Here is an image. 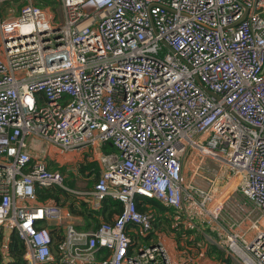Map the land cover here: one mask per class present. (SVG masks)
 I'll use <instances>...</instances> for the list:
<instances>
[{
    "label": "built area",
    "instance_id": "built-area-1",
    "mask_svg": "<svg viewBox=\"0 0 264 264\" xmlns=\"http://www.w3.org/2000/svg\"><path fill=\"white\" fill-rule=\"evenodd\" d=\"M34 1L0 0V245L16 234L27 264H175L162 243L137 252L131 235L150 236L154 215L136 200L195 227L217 188L185 184L195 152L226 166L258 213L238 205L236 227L255 242L230 236L233 256L264 264V0H58L62 19ZM108 144L119 153L102 154ZM46 146L99 152L91 205L119 201L112 223L81 231L69 209L39 201L38 190L66 189L38 158ZM53 221L64 226L56 250Z\"/></svg>",
    "mask_w": 264,
    "mask_h": 264
},
{
    "label": "rangeland",
    "instance_id": "rangeland-1",
    "mask_svg": "<svg viewBox=\"0 0 264 264\" xmlns=\"http://www.w3.org/2000/svg\"><path fill=\"white\" fill-rule=\"evenodd\" d=\"M46 1L47 3L43 1L41 2V0H37L36 2L41 4L44 9L52 10L54 13H56V16L62 19L63 12H62L61 3L58 2V0H46ZM9 3H13V2H9ZM14 7L19 8L18 6H14ZM1 16L6 17V15H4L3 13ZM91 151L95 152L93 149H89L82 153L73 152L77 155H74L73 153L72 155L65 154V156H67L66 157L67 161L61 162V164L56 162L57 158L51 157L53 159V161L51 162L53 169L52 168L51 169L59 170L65 176V179H66L65 186L67 185L68 187L75 189L76 190L75 192L95 190V185L101 175L100 172L102 170L100 169V167H97V163H96L97 161L92 155ZM52 153L55 155L56 151H52ZM48 154H49L48 152L45 153V156L43 154L42 155L40 154L41 156L39 155L38 158L39 159L46 158V161H49L50 157ZM61 157H64V156H61ZM189 157L190 156L186 157L184 160V174H185V166H187V164L191 162V160H189ZM88 158L90 159L92 158L91 159L92 162L89 163V161L87 160ZM196 161H197V164L194 166V169L199 164V161H200L198 156H197ZM91 163L96 166L89 168ZM200 166L204 167L203 165H200ZM218 166L219 165L216 162L213 168L214 170L218 171V177L216 176L217 177L216 183H217V188H218L217 193L221 192L222 194L221 195L219 194L217 198L221 200L222 203L221 204L211 203L209 208L214 207L215 210L217 211H225L231 214H234L232 210H235V204L238 206L241 202H245L247 207L252 208L253 207L252 203L247 201V199H245L243 196L235 199V201L232 202L231 196L233 194H239V192L236 191L237 187L231 188V186L236 184V181L231 179L233 178L231 176L232 173L228 168L218 169ZM79 178L82 179L83 181V182H80V183H83L81 184V186L76 185V179H79ZM190 178H191L190 172H187V174L185 175L184 182L185 183L189 182ZM54 192L57 193V196L59 195V198H61V200L63 201V205H66L69 200H73V197H76L72 193H70L71 194L70 195L65 190L59 189V188H55ZM68 195H70V197ZM153 207H154L155 214H156V220L153 222V228H154L153 233L157 230L159 231V233L162 234L163 237H165V239H168L167 237L173 239V242L176 246H175V251L171 252V255H172V258L175 264H241L240 259L234 257L233 252L230 250V242L228 241L229 239L227 237L220 235L218 230L216 229V225H218L217 222H220L222 223L224 230L228 232L229 235H234L235 230H236V221L233 218L231 219V218L224 216V217H220L219 219L215 221L213 220L212 215L209 214L206 217L205 214L201 213V211L199 210L200 216L195 217L192 222L195 223L197 221L200 223L199 227H201V229L204 228L203 231H205L206 233L203 236H201V232L199 233L197 232L198 231L197 227L195 228L191 226L190 220H187V222H185V225H180V226L178 224L176 225L177 221L174 218L175 211L170 210V209L166 210L165 208L160 207L158 205H153ZM165 212H167V214H165ZM205 218H206V221H205ZM208 225L210 228H208ZM185 228L189 230L184 231ZM153 233L149 236V239L145 240V242L143 240H139L138 237H136L134 242L135 243L140 242L142 246H145L149 244L150 239H153V236H152ZM2 235L3 234H1V237ZM10 236H11V233L9 232L5 233V239H7L5 240V242L6 241L8 242V239L10 238ZM190 237H194V242L202 240L204 241V243L215 245V246H210V247H215L211 255L214 254V256L216 257V260L211 261L210 255H209L211 250H208L209 252L207 251L205 257H208L210 261H206V263L205 262L203 263V261H201L198 258L199 253L197 252L196 249L193 250L191 249V247L187 248L191 244L194 243L193 239L190 242L189 240ZM209 237H211V239H209ZM178 240L179 241L182 240L181 242H184V248L183 246L182 247L180 246V244L178 243ZM213 241H216V242H213ZM213 243H220L221 248L219 244L217 246V244H213ZM188 250H189V255L188 257H185ZM181 252H182V255L180 254Z\"/></svg>",
    "mask_w": 264,
    "mask_h": 264
},
{
    "label": "crops",
    "instance_id": "crops-1",
    "mask_svg": "<svg viewBox=\"0 0 264 264\" xmlns=\"http://www.w3.org/2000/svg\"><path fill=\"white\" fill-rule=\"evenodd\" d=\"M36 1L37 0L34 1L36 4H38L39 6H42L41 4L37 3ZM42 1L47 3L46 0H41V2ZM9 2H12V1H9ZM9 2H2V3H9ZM13 3H16V5L18 6V2H13ZM41 146H42V143L41 142H38L37 145H36V149L38 148L39 150H41V148H40ZM103 148L101 149L102 150L101 153L104 154V155H111V154H118L119 153V151L116 148H115L116 149V152H114V153L113 152L111 154L110 153H105ZM52 151H56V154L54 155L52 153ZM46 152L49 153V157H50L49 158V161H46V158L45 159L43 158V159H44L45 162H47L49 164V167L50 168H52V163L51 162L53 161V159L51 157L57 158L56 159L57 160L56 162L59 163V164H61V162L67 161V159H66L67 156H65V154L60 153L59 151L55 150L53 147H50V146H46L44 152L43 151H39L38 153H39V155L40 154L41 155L43 154L45 156V153ZM91 152H92V155L94 156V158L97 161L96 163H98L101 166L100 169L102 170L103 165H102L101 161L98 160V153L99 152L98 151H95V152L91 151ZM72 153L73 152H71V153H69L67 155H72ZM73 154L74 155H77L75 153H73ZM61 156H64V157H61ZM189 156H190L189 157V160H191V162H189V164H187V166H185L184 180H185V175L187 174V172H190L191 178H190V181L187 182V183H185V184L186 185L188 183L189 184H192L196 189L202 190V191H205V192H208L210 190V188H211V184L217 182L218 171L217 170H214V168H213V166H214V164L216 162L213 161L212 159H207L206 158V159H204V161L202 163L199 162V164L194 169V166L197 164V161H196L197 160V154L195 152H192L191 155H189ZM91 159L90 158L87 159L89 161V163L92 162ZM217 164L219 165L218 166V169H222V168H226L227 169L226 166L221 165L219 163H217ZM200 165H203L205 167V171H204V167H201ZM91 166L93 167L95 165L91 163L90 164V167ZM198 167H201V170L204 171V172H200L199 175L196 172V169ZM80 182H83L82 179H80V178L79 179H76V185L77 186L78 185L81 186V184H83V183H80ZM65 183H66V180H65ZM65 188L68 189V190H66V189H63V190H65L68 194L72 193L74 196H76V197H73V200H69L66 205H63V201L61 200V198H59V195H58L57 196L58 199H59L58 202H55L54 200H46L47 203H49V204H59V205L65 207V209L66 208L69 209L70 206L74 205V207L77 210H79V211H82L80 209L81 205L82 204H86L87 206H89L93 210V213L92 214H89V217H84V216H81V215L73 214L71 212L72 213L71 218L65 220V223L72 222L77 227V229H79L81 231H91V230L95 229L98 224H101L102 222H105L106 221V220L103 219L102 215L100 214V211L102 209L103 204L101 205V208H99V209H96V208H94L91 205V202L93 200L92 192L94 190L75 192L76 191L75 189L70 188L67 185L65 186ZM59 189H62V188H59ZM51 191H54V189L51 190ZM70 191H74V192H70ZM214 192H215V189L212 191V193L215 194ZM188 193H189V191H188ZM189 195L195 197V199L197 201H199V202L202 200V198L198 194H196V193H189ZM239 197H241V196H238V198ZM39 201L40 202H46V201H41L40 198H39ZM136 202H137V205L138 206H141V207H143L145 209L144 212L153 213L154 219H156V214H155V210H154V207H153V205H155V204H152V202L150 200H145L143 198H137ZM241 204H243V205L246 206L245 202H241ZM187 205L188 204H186V206ZM166 209L168 210V208H166ZM233 212L235 214L237 213L236 210H233ZM186 213L189 214L190 212H187L186 211ZM165 214H167V212H165ZM205 216L207 217V215H205ZM174 218L177 221V222L175 221L176 222V225L178 224L179 226H180V223H182V225H185V222H187V220H188V218L186 217V215H185L184 212L179 213V215H177V213L175 212V217ZM205 221H206V218H205ZM194 225H195V228L197 227V229H198L197 232L198 233L201 232V236H203L206 233L205 231H203L204 228L201 229V227H199V225H200L199 222L196 221L194 223ZM47 227L50 229L52 235L54 236V246H53V248H55V250H56L57 245H58V242H60L63 239V237H64V226L62 224L58 223L57 221H53V222L47 223ZM208 228H210L209 225H208ZM216 229L218 230L219 234L222 235V236H224V237L229 238L230 236H232V235H229V233L224 230L223 225L222 226L219 225V224L216 225ZM5 233H7V231H5L3 233L4 236H5ZM154 233L152 235L153 236V239H151L149 241V244H147L145 246H150L151 244L162 243L168 249L169 254L172 257L171 252H174L175 251V246H176L174 244V242H173V239H171L169 237H167L168 239H165V237H163L162 234L159 233V231H157V230ZM219 234H218V236H219ZM11 236L9 238L10 241L8 240V243L6 241L5 243H3V244L0 245V255H1L0 264H10L9 247H10V242H11ZM192 239H194V237H190V239H189L190 242H191ZM209 239H211V237H209ZM5 240H7V239H5ZM164 240H166V241H164ZM0 242H1V239H0ZM197 242L200 243V247H201V252H199L198 258L201 261H203V263L204 262L206 263V261H210L208 257H205V255H206V253H207L208 250H211V252L209 254L211 261L216 260V257L214 256V254L211 255V253L213 252V250H214L215 247H210V246H215V245H210L209 243L208 244L207 243H204V241H202V240L197 241ZM213 242H216V241H213ZM213 244H217V246L219 244V246L221 248L220 243H213ZM180 246L181 247L183 246V248H184V242H181ZM100 250L101 249H99L98 252L96 253V256H97L98 259H101V258L105 257V256L100 255V253H99ZM189 250L187 251V254L185 255V257H188ZM57 254L59 255V252H57ZM180 254L182 255V252ZM204 258H205V260H204Z\"/></svg>",
    "mask_w": 264,
    "mask_h": 264
},
{
    "label": "trees",
    "instance_id": "trees-1",
    "mask_svg": "<svg viewBox=\"0 0 264 264\" xmlns=\"http://www.w3.org/2000/svg\"><path fill=\"white\" fill-rule=\"evenodd\" d=\"M103 147L102 148L104 149L105 153H110L111 154L112 152L113 153L116 152L115 147H113L111 144L105 145ZM97 167H101V166L97 163ZM90 168H92V166ZM51 190H53V189H51ZM51 190H38L37 194H38L40 200L41 201L54 200L55 202H58L59 199L57 197V193L54 192V191H51ZM68 196L70 197V195H68ZM150 201L152 202V204H155V205H158L160 207L165 208L161 203H159L157 201H153V200H150ZM69 209L71 210L70 212H72L73 214L81 215V216H84V217H89V214L93 213V210L89 206H87L86 204H82L81 205L80 209L82 211L77 210L74 207V205L70 206ZM139 209L142 212L145 211V209L143 207H141V206H139ZM122 211H123L122 204L119 201L114 200L112 197H108L103 202V206H102V209L100 211V214L102 215L104 220H106L107 222H111L112 223L114 218L116 216L120 215L122 213ZM155 220L156 219H154V221ZM100 225L101 224H98L97 227L95 229H93V230L98 229V227H100ZM180 225H182V223H180ZM188 230L189 229H187V228L184 229V231H188ZM136 237H138L139 240H143L144 242H145V240L149 239V236L148 237H144L141 233L138 232L137 234H132L131 235V238H132L133 242L136 239ZM193 242H194V239H193ZM178 243L181 244V241L178 240ZM135 244H136V247H135L136 250H139L142 247L140 242L139 243H135ZM190 247L193 250L196 249L198 253L201 252L200 243H198V242H194L193 244H191L187 248H190ZM9 252H10V264H27L26 263V259H25V253H26L25 246H24V244L22 243V241L18 238V236L16 234H12V236H11ZM99 253H100V255L105 256V257H108L110 255V252L108 250H106V249H101L99 251ZM0 260H1V255H0Z\"/></svg>",
    "mask_w": 264,
    "mask_h": 264
},
{
    "label": "bare ground",
    "instance_id": "bare-ground-1",
    "mask_svg": "<svg viewBox=\"0 0 264 264\" xmlns=\"http://www.w3.org/2000/svg\"><path fill=\"white\" fill-rule=\"evenodd\" d=\"M204 171H205V167H204ZM203 170H201V167H198L197 169H196V172H197V174L199 175V173L200 172H204ZM238 186V183L236 182V184L235 185H233V186H231V188H233V187H237ZM200 191H202V190H200ZM217 191H218V188H216V190H215V194H211V195H215V199H214V203L215 204H221L222 203V201L221 200H219L218 198H217ZM202 192H205V191H202ZM203 197H204V199H205V208H204V210H203V213L205 214V215H212V218H213V220H217V219H219L220 217H228V218H233L236 222L238 221V218L242 215V212H241V209H240V207L239 206H237V205H235V210H236V214L234 213V214H231V213H229V212H225V211H217V210H215V208L214 207H211V208H209L208 206V204H207V202H209L207 199H206V196H204V195H202ZM238 198V194H233L232 196H231V200H232V202H234L235 201V199H237ZM203 199V200H204ZM240 206H244V208H245V216L248 214V213H250V216H251V218L252 219H255V218H257L258 217V213L253 209V208H249V207H247V206H245V205H242V204H240ZM233 211V210H232ZM231 215V216H230ZM262 224L264 225V221H262ZM235 233H245V238H246V240L250 243L248 246L249 247H252L253 246V244H254V242L255 241H251V239H252V236H253V231H247L245 228H244V226L241 224V225H239L238 227H236V230H235ZM234 233V234H235ZM232 240H234V241H237L238 240V236H232V238H231ZM234 249H235V246H234ZM244 251H245V249H244ZM243 251V252H244Z\"/></svg>",
    "mask_w": 264,
    "mask_h": 264
},
{
    "label": "clouds",
    "instance_id": "clouds-1",
    "mask_svg": "<svg viewBox=\"0 0 264 264\" xmlns=\"http://www.w3.org/2000/svg\"><path fill=\"white\" fill-rule=\"evenodd\" d=\"M103 204V203H102Z\"/></svg>",
    "mask_w": 264,
    "mask_h": 264
}]
</instances>
